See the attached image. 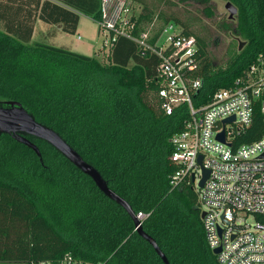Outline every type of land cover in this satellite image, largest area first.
Instances as JSON below:
<instances>
[{
	"label": "trees",
	"instance_id": "trees-1",
	"mask_svg": "<svg viewBox=\"0 0 264 264\" xmlns=\"http://www.w3.org/2000/svg\"><path fill=\"white\" fill-rule=\"evenodd\" d=\"M133 11L130 39L117 36L106 64L65 46L33 41V26L0 29V103H20L36 120L57 132L93 166L108 187L141 221L169 264H219L209 249L196 194L183 183L173 189L170 138L180 132L185 109L167 116L156 99L159 59L136 40L144 33L154 42L167 24L192 36L201 64L203 102L230 88L264 50V0H225L237 9L217 30L245 44L224 66L209 55L210 32H196L195 19L182 20L146 0H127ZM159 2L165 0H158ZM213 18L212 0H180ZM153 2V0L151 1ZM166 2V1H165ZM101 0H38V19L75 35L80 15L99 18ZM5 21V20H3ZM7 26V27H6ZM96 55V54H95ZM264 133L257 107L241 142ZM35 152L9 135H0V262L32 264L56 261L66 254L101 264H164L135 231L129 214L104 196L92 180L43 141L30 138Z\"/></svg>",
	"mask_w": 264,
	"mask_h": 264
},
{
	"label": "built area",
	"instance_id": "built-area-1",
	"mask_svg": "<svg viewBox=\"0 0 264 264\" xmlns=\"http://www.w3.org/2000/svg\"><path fill=\"white\" fill-rule=\"evenodd\" d=\"M132 5L127 0H101L96 21L107 31L108 51L119 35L133 39L129 33L134 27ZM149 40L144 33L136 41L159 59L155 68L159 107L167 116L182 108L186 115L182 130L169 140L170 162L177 167L169 178L170 187L186 183L195 192L199 213L204 214L207 245L211 252L220 249L215 255L219 264H264V133L254 141L241 142L257 107L264 121V50L232 87L217 90L203 102L196 39L181 36L179 27L170 23L154 42ZM232 117L233 121L223 123ZM221 133L224 142L217 139ZM203 170L208 177L200 187ZM147 216L136 217L141 222ZM32 264L101 263L66 254L56 261Z\"/></svg>",
	"mask_w": 264,
	"mask_h": 264
},
{
	"label": "water",
	"instance_id": "water-1",
	"mask_svg": "<svg viewBox=\"0 0 264 264\" xmlns=\"http://www.w3.org/2000/svg\"><path fill=\"white\" fill-rule=\"evenodd\" d=\"M225 8L229 12V20L234 19L237 14V9L235 6L227 2ZM244 45V43H240L238 50H241ZM233 119V117L226 119L223 123L225 124L227 122H231ZM0 135H9L18 143L27 146L29 149L35 152L40 161L42 160L40 150L33 142H31L30 138L43 141L51 146L82 174L89 177L104 196L121 206L133 220L135 231L138 233V235L152 246L164 264H169L155 241L144 233L141 222L133 214L128 204L113 191H111L101 174L93 166L88 164L81 157V155L76 150H74L57 132L45 125L36 122V120L20 103L14 101L0 103ZM217 139H219L221 142H224V133L219 134ZM198 162L201 163V157L198 158ZM207 177L208 171L203 170V177L199 184L200 187L203 186ZM195 209L197 210L198 208ZM203 217L204 214H200V218L202 219ZM219 252L220 249H216L212 253L216 255Z\"/></svg>",
	"mask_w": 264,
	"mask_h": 264
},
{
	"label": "rangeland",
	"instance_id": "rangeland-1",
	"mask_svg": "<svg viewBox=\"0 0 264 264\" xmlns=\"http://www.w3.org/2000/svg\"><path fill=\"white\" fill-rule=\"evenodd\" d=\"M146 1L155 5L157 11H163L167 15L173 14L182 20H197L198 24L195 26L196 32L202 28L207 29L213 38V43L209 47L208 52L210 58L217 65L224 66L229 57L238 49L239 42L243 43L240 38L232 35V33H223L217 30V24L221 20H229V12L225 8L227 1L225 0H212L214 5L213 18L205 17L202 8L193 2L182 3L180 0H165L166 2H159L158 0H153V2H151L152 0ZM141 8L138 4L132 5V10L136 13ZM77 28L75 35H66L59 42L66 44L70 47L71 51L77 54L90 57L95 56L100 62L106 64L108 47L104 46V41L109 39L107 31L101 30L97 21L82 15L79 17ZM0 264L8 263L0 262Z\"/></svg>",
	"mask_w": 264,
	"mask_h": 264
},
{
	"label": "crops",
	"instance_id": "crops-1",
	"mask_svg": "<svg viewBox=\"0 0 264 264\" xmlns=\"http://www.w3.org/2000/svg\"><path fill=\"white\" fill-rule=\"evenodd\" d=\"M37 1L38 0H0V29L5 28L4 22H6L8 27H19V29L23 30L27 35L29 32V25H32L33 41H42L56 46H65L70 49L66 44L59 42L62 37L69 34L62 32L60 26L46 24L38 19L39 12L35 9Z\"/></svg>",
	"mask_w": 264,
	"mask_h": 264
}]
</instances>
